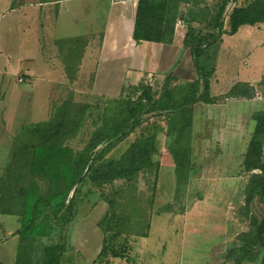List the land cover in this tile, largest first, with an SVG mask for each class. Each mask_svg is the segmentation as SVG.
Returning <instances> with one entry per match:
<instances>
[{
    "label": "rangeland",
    "instance_id": "obj_1",
    "mask_svg": "<svg viewBox=\"0 0 264 264\" xmlns=\"http://www.w3.org/2000/svg\"><path fill=\"white\" fill-rule=\"evenodd\" d=\"M178 1V18L188 21L193 35L198 33V39L208 41V35L217 34L219 29L212 25L225 0ZM227 1L222 13L224 30L231 11L251 0ZM22 3L0 0V210L12 213L19 211L22 200L16 194L21 188L36 184L42 199L49 192L47 181L33 177L29 171L36 143L31 131L36 125H53L63 115L69 116L63 143L80 152L91 134L106 123L104 116L110 115L113 108L118 110L133 102L139 93L133 90L135 87L127 88L117 98L90 92L99 44L96 37L101 34L103 23L101 15L89 22L91 11H87V16L80 15L83 10H74V14L60 13L61 17L54 18L37 9H24L29 16H23L18 11ZM72 34L78 39L62 40ZM256 34L254 41L251 37H237L222 48L218 43L211 46L209 61L205 62L211 69L205 95L200 79H169L163 83L164 80L148 77L137 84L136 87L147 88L154 100L163 95V85L172 90L174 100H179L190 95L189 84L196 82L199 85L196 84L195 96L201 101L191 109L196 105L206 107L196 110L195 128L187 130L188 135L182 138L169 131L173 112L161 113L159 117L157 112H143L137 128L103 158L117 159L141 136L154 133L156 153L151 159L157 162L156 166L152 163L142 169L131 182L114 180L95 185L87 178L84 185L77 183L67 199L68 202L79 189L78 203L71 213L65 209L57 211L53 204L41 205L40 220L46 219L43 233L48 234L36 238L21 236L17 264H235L234 259L240 255L236 249L242 246H247V256L240 259V264H264L262 252L246 242L253 231V220L259 221L264 210L256 195L247 200L246 193L250 177L259 171H244L241 155H246L247 148L233 143L235 134L227 126L216 125L209 131L203 128L207 126L205 121L222 123L226 117L221 109L210 107L203 100L215 105L229 102L232 98L225 94L232 77L241 81L251 77L255 80L253 93L264 94V45L250 54L255 69L244 67L249 55L242 57L248 45L262 40L264 30ZM211 81L215 87L210 86ZM260 103L264 106V102ZM108 144H100L94 153ZM188 144L191 148L182 157ZM176 147L180 148L178 164L172 156ZM261 159L264 165V139ZM19 218L16 214H0L1 263L7 259V251L15 247L13 241L6 243L5 239L16 228L21 231ZM105 231L106 236H118L110 245L113 252L121 254L124 250L126 256L115 258L108 253L98 257ZM231 250H235L234 255L229 254Z\"/></svg>",
    "mask_w": 264,
    "mask_h": 264
},
{
    "label": "trees",
    "instance_id": "obj_2",
    "mask_svg": "<svg viewBox=\"0 0 264 264\" xmlns=\"http://www.w3.org/2000/svg\"><path fill=\"white\" fill-rule=\"evenodd\" d=\"M227 3V0L223 1L218 14L215 16L216 21L212 25L214 28L217 26L219 31L217 34L208 35V41L198 39V33L193 35L194 30L189 26L188 21L181 19L187 25L183 46L190 51L193 64L198 71L197 79H200L201 86L205 90L204 95L208 91V75L211 71L210 65L206 64L209 61L211 46L217 44L223 35H234L240 27L255 25H263L264 27V0H251L245 6L234 8L231 11L228 15L227 28L224 30L221 24L222 13ZM179 4L178 0L138 1L132 32V40L135 44L141 42L171 44L174 25L176 20L179 19ZM169 79L172 78H167L165 81ZM196 84L199 85L196 82L190 83L188 88L190 95L179 100H174L171 96L172 90H167L164 85L162 88L163 95L155 100L150 96L147 88L142 86L133 88V90L139 92L134 101L127 102L124 107L118 110L113 108L110 115H105L106 123L91 134L88 144L80 152H74L72 148L63 143L65 137H62V135L66 133V130H64L65 122L69 116L63 115L61 120L53 125L49 123L36 125L31 131L32 135L36 137V143L32 147L29 171L33 177H42L47 181L49 192L42 199L36 184L33 183L27 188H21L16 194L22 200L19 211L12 213L7 209H1L0 214H16L20 217V237H44L47 236L48 232L43 233L46 219L40 220L41 205L51 206L53 204L57 211L65 209L67 213H71V210L75 209L78 203L79 189L77 188L73 192L68 202L67 199L77 183L78 185H84L87 178L95 185L112 183L114 180L134 181L142 169L151 167L153 164L156 166L157 162H153L151 159L152 155L156 153L154 133L141 136L117 159L105 161L104 154L114 147L121 138L137 128L139 125L138 117L143 112H157L158 117L161 113L173 112L169 131L180 134L181 138L188 135L192 122L191 106L197 101H201L195 96L198 88ZM225 95L226 98L251 100L253 88L248 84H235ZM203 103L212 104L208 99L203 100ZM263 139L264 115H261L256 118L255 128L247 145L242 166L246 172L259 171V174H252L250 177L246 186V193L248 194L247 200L256 195L259 202L264 206V165L261 164ZM105 142L109 144L102 151L94 153L97 146ZM189 146L188 144V147L184 148L185 151L181 153L182 157L187 151L189 152L191 148ZM173 149L172 156L175 164L176 162L178 164L176 156L180 153V148ZM177 170L180 171L179 168ZM44 220L45 222H43ZM108 225L110 223L106 224V226ZM107 231H105L102 239L98 257L103 258L108 253L113 254L115 258L126 256L123 253L124 250L121 254L113 252L114 250L110 245L118 236H114V234L106 236ZM247 236L249 237L246 242L257 247L264 258V210L259 221L253 220L252 234ZM246 247L242 246L236 249L238 250L236 252H239L240 255L234 259L235 264H240V259L247 256H244ZM234 252L235 250H231L229 254L234 255Z\"/></svg>",
    "mask_w": 264,
    "mask_h": 264
},
{
    "label": "crops",
    "instance_id": "obj_3",
    "mask_svg": "<svg viewBox=\"0 0 264 264\" xmlns=\"http://www.w3.org/2000/svg\"><path fill=\"white\" fill-rule=\"evenodd\" d=\"M22 2L18 11L23 16H29V11L27 10L37 9L38 12H43L44 15L50 14L54 18L61 17L60 13L64 14V16L74 14L71 12L74 10H83V13L80 14L82 16H87V11H91L90 15L87 16L89 22L96 19L98 15L103 17L101 34L96 37L99 39V44L90 84V92L99 97H120L125 94L127 88L136 87L137 84L148 77L164 81L167 78H172L176 81L188 82L198 78V71L193 64L190 51L183 46L187 25L180 19L174 25L171 44L150 42L135 44L132 40V32L137 2L130 0H52L51 2L47 0H22ZM24 9H27L26 13H24ZM262 30H264L263 25L240 27L234 35L222 36L218 42L219 48H222L228 40L237 37H251L254 41L257 36L256 33L262 32ZM250 33H253V35ZM77 39L78 36L72 34L62 40L71 42ZM251 39L247 40L251 41ZM263 45L264 36L261 41H256L253 45H248L243 50V58L249 55L248 65H244V67L247 69L256 68L250 54L261 49ZM231 80L229 87L226 89L227 92L235 84H248L250 86L255 84V80L251 77L242 81L232 77ZM215 81L216 84L219 82L216 79ZM210 86L215 87L212 81ZM260 104L262 105V103L253 100V95L251 100L236 98L230 99L229 102L223 105L208 104L210 107L221 109L226 114V117H223L222 123H213L212 120L209 122L205 121L204 124L207 126L203 128L209 131L216 125L220 128L227 126L229 130H232L233 135L235 134L233 143L239 144V146L243 145L246 149L255 128L256 118L264 115V106ZM205 107L203 105L193 107L191 129L195 128L198 121V118L196 121L194 117L197 114L196 110L200 112ZM241 157L244 159L242 155ZM8 237V239H5L6 243L11 240L14 242L15 247H13L12 251H7V259L2 263L0 262V264H17V252L21 240L19 229L16 228L13 234Z\"/></svg>",
    "mask_w": 264,
    "mask_h": 264
},
{
    "label": "built area",
    "instance_id": "obj_4",
    "mask_svg": "<svg viewBox=\"0 0 264 264\" xmlns=\"http://www.w3.org/2000/svg\"><path fill=\"white\" fill-rule=\"evenodd\" d=\"M130 1H133V2H137L138 0H130ZM178 23V22H177ZM255 91V90H254ZM253 100L255 101H259V102H264V94L261 93V92H258V91H255L253 93Z\"/></svg>",
    "mask_w": 264,
    "mask_h": 264
}]
</instances>
